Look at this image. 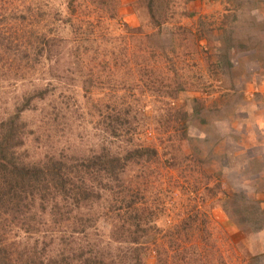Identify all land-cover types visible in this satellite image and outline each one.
Returning <instances> with one entry per match:
<instances>
[{
	"label": "rangeland",
	"instance_id": "rangeland-1",
	"mask_svg": "<svg viewBox=\"0 0 264 264\" xmlns=\"http://www.w3.org/2000/svg\"><path fill=\"white\" fill-rule=\"evenodd\" d=\"M154 6L160 26L146 0H0V123L31 99L17 121L21 160L125 163L102 178L119 187L69 224L54 225L48 205L31 208V230L1 214L8 263L80 246L103 264H264V59L237 49L253 18L264 54V0ZM138 147L157 155L124 158ZM242 148L251 154L232 156ZM96 172L83 180L99 188ZM80 219L93 227L77 229Z\"/></svg>",
	"mask_w": 264,
	"mask_h": 264
},
{
	"label": "trees",
	"instance_id": "trees-1",
	"mask_svg": "<svg viewBox=\"0 0 264 264\" xmlns=\"http://www.w3.org/2000/svg\"><path fill=\"white\" fill-rule=\"evenodd\" d=\"M146 5L148 11L151 13V18L157 23V26H160L162 20L157 19L152 10L154 0H146ZM154 7L158 10L161 8L158 5ZM248 21L253 34H251L245 42V47L243 44L239 43L237 49L242 48L245 49V52H248L252 47L255 49L254 53H246L247 56L256 59H264L261 48L255 47L256 44L263 43L261 38L262 34L260 32L263 23L258 24V21L253 18ZM226 50L227 52L222 58L229 64V53L232 50L228 47H226ZM181 89H183V86L178 80L176 90L180 91ZM30 100V98L26 99L25 104L19 107L7 120L0 123V215H4L5 212H8L11 218L23 220V222L25 221L31 230L39 225V219L36 218V215L30 214L31 208H33L34 205H39V209L42 211L47 209L46 205L50 206L51 216L54 218V225H59L61 222L63 224H69L66 219L74 221V217L70 215L72 210H77L79 214L80 207L81 209L89 207V209L92 210L93 206L103 200L107 193H111L113 188H117L120 185V180H118L117 177H114L115 180L113 184L109 179L102 180L103 175H116L114 172L115 167H124L125 163L120 161L119 156L107 157L105 160L97 156H92L88 161H82L75 165L67 164L63 159H55L52 157V159L42 162H23L21 160L22 157L18 155V149L20 145H22L24 130L22 128L23 124L20 125L17 121L20 113L29 105ZM147 154L151 156L157 155V151L146 147H138L129 151L124 158L126 160L136 161L147 156ZM91 167L97 170L93 179H99V188L98 185L95 187L89 183L86 184L83 180V177L89 172ZM234 201H237V199ZM135 204L134 200H128L125 206L131 207L134 210L136 208ZM26 213L29 214L27 215ZM255 213L256 208H254L251 215ZM25 215H27V217ZM243 217H245V213ZM254 220L257 222L254 229H260L262 226L261 223L256 219ZM78 222L77 229L82 232L88 231L86 229L93 227L91 221H83L80 219ZM37 227L34 231L40 232ZM3 243L5 242L2 241V244ZM2 244H0L1 248L11 255H15L14 248H10L11 250H9L6 244H4L6 248ZM33 248L39 249L37 245H33ZM42 251L41 249V252L36 254L37 256L35 258L27 257L31 264H35L36 260L39 261L38 259H41L39 262L42 264H44L45 261H47V264H103L104 261V257H102L103 259H96V257L92 255V251L89 252V255L88 253L85 254L88 256H81L83 249L80 248V246L77 247V249H73L70 253H66L64 250L63 253L58 252L61 256L54 255L56 258L55 260L49 257V254L45 255L44 251ZM29 261L27 264H30ZM0 264L11 263H8L7 260L0 257Z\"/></svg>",
	"mask_w": 264,
	"mask_h": 264
},
{
	"label": "crops",
	"instance_id": "crops-1",
	"mask_svg": "<svg viewBox=\"0 0 264 264\" xmlns=\"http://www.w3.org/2000/svg\"><path fill=\"white\" fill-rule=\"evenodd\" d=\"M263 84H264V80H263ZM256 130H258L257 133L259 135L258 138H257V142H258L257 145L258 146H262L263 144L261 142L264 141V132H263L264 131V126L261 125V127L260 128L257 127ZM236 153H240V154L248 153V154H251L250 152H248V149L247 150H244L243 148L242 149H236V150H234L233 153H232V156L239 155V154H236ZM257 154L258 153H256V156H257ZM253 155H255V154H252L251 155L252 158H253Z\"/></svg>",
	"mask_w": 264,
	"mask_h": 264
}]
</instances>
